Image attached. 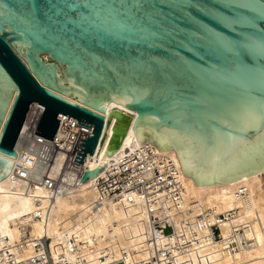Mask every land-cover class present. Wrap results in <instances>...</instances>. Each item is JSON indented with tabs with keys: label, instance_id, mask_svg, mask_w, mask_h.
Here are the masks:
<instances>
[{
	"label": "water",
	"instance_id": "95a60500",
	"mask_svg": "<svg viewBox=\"0 0 264 264\" xmlns=\"http://www.w3.org/2000/svg\"><path fill=\"white\" fill-rule=\"evenodd\" d=\"M33 103L49 140L59 114L92 125L82 182L144 134L196 186L251 176L264 170V0H0V180Z\"/></svg>",
	"mask_w": 264,
	"mask_h": 264
},
{
	"label": "built area",
	"instance_id": "2783aa9c",
	"mask_svg": "<svg viewBox=\"0 0 264 264\" xmlns=\"http://www.w3.org/2000/svg\"><path fill=\"white\" fill-rule=\"evenodd\" d=\"M42 113L41 105L33 103L30 106L16 142V145L19 143L17 149L15 145L17 160L9 177L10 191L28 198L33 209L27 220L17 221L18 237L14 240L4 238L6 243L0 249V264H132L126 252L116 259L109 247L97 249L68 238L64 239L65 252L53 256L52 237L48 233L51 210L58 196L74 193L81 187L89 154L82 165L73 161L77 152H82L77 149L82 133L92 136L93 127L59 114L57 131L53 140H49L35 134ZM141 151L142 154L126 155L117 166L112 162L99 170L96 177L98 199L94 208L103 201L126 200L145 209L151 230L145 241L150 255L134 264H203L202 260L209 259L205 248L213 242L224 243L220 224L236 213H220L211 221L210 213L205 212L196 216V221H186V218L175 224V216L183 212L177 167L171 160L159 158L150 148ZM244 192L242 189L238 194ZM167 200L172 203L170 206L165 204ZM34 224L40 227L37 235L31 232ZM205 230L209 232L205 234ZM242 232L234 227L233 237L226 241L222 251L237 253L243 244ZM200 249L202 255L198 253Z\"/></svg>",
	"mask_w": 264,
	"mask_h": 264
},
{
	"label": "bare ground",
	"instance_id": "6f19581e",
	"mask_svg": "<svg viewBox=\"0 0 264 264\" xmlns=\"http://www.w3.org/2000/svg\"><path fill=\"white\" fill-rule=\"evenodd\" d=\"M67 98L78 102L69 96ZM144 137L146 141L132 150L123 144L120 151L122 156L106 160V166L112 162L117 166L126 155L142 154L141 150L145 148H150L159 158L171 160L177 167L182 186L180 209L183 212L175 216V224L186 218V221H196V216L205 212L210 213L211 221L220 213H236L220 224L224 243L213 242L205 248L209 259L202 260L203 264H264V170L228 184L196 186L192 178L183 174L174 149L160 151L146 134ZM18 146L19 143L16 149ZM137 149H140L139 152H136ZM15 160L17 158L13 160L14 164ZM11 173L0 180V249L6 243L4 238L14 240L18 237L17 221L27 220L33 209L28 198L11 194ZM96 177L83 182L74 193L57 197L48 221L53 256L65 252L64 239L68 238L97 249L109 247L116 259L126 252L130 255L128 262L132 264L146 259L150 253L145 241L151 230L145 209L140 204H131L126 200L103 201L98 208H94V202L98 199ZM242 189L245 192L239 195ZM165 204L170 206L172 203L167 200ZM188 209L191 211L187 212ZM234 227L243 231V244L237 253H226L222 247L233 237ZM31 232L33 235L39 234V225L34 224ZM207 232L204 231L205 234ZM199 251L202 255L201 249Z\"/></svg>",
	"mask_w": 264,
	"mask_h": 264
},
{
	"label": "trees",
	"instance_id": "16d2710c",
	"mask_svg": "<svg viewBox=\"0 0 264 264\" xmlns=\"http://www.w3.org/2000/svg\"><path fill=\"white\" fill-rule=\"evenodd\" d=\"M178 158V157H177ZM179 160V159H178ZM180 163V162H179ZM181 166V165H180ZM184 174V173H183ZM185 175V174H184ZM186 176V175H185ZM187 177H189V176H187ZM190 178H192V177H190Z\"/></svg>",
	"mask_w": 264,
	"mask_h": 264
}]
</instances>
